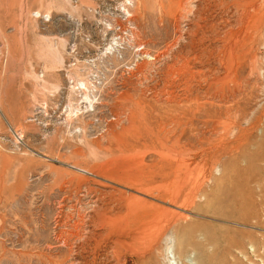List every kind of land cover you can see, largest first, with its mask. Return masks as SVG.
Listing matches in <instances>:
<instances>
[{
	"label": "rangeland",
	"instance_id": "1",
	"mask_svg": "<svg viewBox=\"0 0 264 264\" xmlns=\"http://www.w3.org/2000/svg\"><path fill=\"white\" fill-rule=\"evenodd\" d=\"M128 261L264 264V0H0V264Z\"/></svg>",
	"mask_w": 264,
	"mask_h": 264
},
{
	"label": "bare ground",
	"instance_id": "2",
	"mask_svg": "<svg viewBox=\"0 0 264 264\" xmlns=\"http://www.w3.org/2000/svg\"><path fill=\"white\" fill-rule=\"evenodd\" d=\"M161 9H162V11H163V13H164V15L165 14H169V12L171 11V4H170V2L168 1L165 5H161ZM126 11V13L127 14H130L129 13V11H128V9H126L125 10ZM234 12V11H233ZM131 16V15H130ZM168 16V15H167ZM239 16V15H238ZM241 16V15H240ZM257 18V17H256ZM256 20V19H255ZM230 24V23H229ZM241 24V23H240ZM226 30V29H225ZM136 35V34H135ZM136 37H137V35H136ZM138 40V39H137ZM189 52V51H188ZM84 85V84H83ZM82 85V86H83ZM84 88L85 89H87V87H86V85H84ZM82 95H83V97L85 98V99H87V94H86V91H84L83 93H82ZM77 108V107H76ZM76 108H72L71 107V110H70V114H69V118H70V115H71V113H73V109H76ZM125 140V139H124ZM120 141V140H117L116 142H117V144L118 145H124V142L125 141ZM169 140V139H168ZM170 141H173V140H171L170 139ZM169 141V142H170ZM174 141H177V140H175L174 139ZM176 143V142H175ZM169 144H172L171 142L169 143ZM173 145V144H172ZM170 146V145H169ZM166 167V166H165ZM95 233V232H94ZM91 234V233H90ZM95 236V235H94ZM101 236V235H100ZM96 239V238H95ZM97 241V240H96ZM97 243H98V241H97ZM79 248H80V245H79ZM77 263H79V262H77ZM58 264V263H57ZM86 264V263H85ZM124 264V263H123ZM127 264H132V262L131 261H128V263Z\"/></svg>",
	"mask_w": 264,
	"mask_h": 264
}]
</instances>
